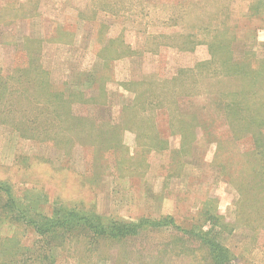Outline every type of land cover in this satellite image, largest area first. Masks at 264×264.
I'll list each match as a JSON object with an SVG mask.
<instances>
[{
  "label": "rangeland",
  "instance_id": "1",
  "mask_svg": "<svg viewBox=\"0 0 264 264\" xmlns=\"http://www.w3.org/2000/svg\"><path fill=\"white\" fill-rule=\"evenodd\" d=\"M44 72L88 91L81 100L107 94L101 107L70 104L74 117H92L79 122L81 142L68 121L34 131L44 100L34 105L35 78ZM0 80L2 261L195 264L200 245L185 230H206L199 215L214 214L210 236L234 256L230 264H264V207L236 217L247 186L264 203V0H0ZM64 208L124 223L174 218L180 227L143 222L131 236L94 240L89 230L36 231L34 215ZM246 216L263 227L246 226Z\"/></svg>",
  "mask_w": 264,
  "mask_h": 264
},
{
  "label": "trees",
  "instance_id": "2",
  "mask_svg": "<svg viewBox=\"0 0 264 264\" xmlns=\"http://www.w3.org/2000/svg\"><path fill=\"white\" fill-rule=\"evenodd\" d=\"M41 73L37 74L36 75L37 78H35V80L38 81V84H37V87L34 88V105H38L39 103L40 106L38 107L40 108L38 110L35 109L36 114H34V131L37 129V126H40V124L48 128L50 126L55 127L58 121L62 125L68 121L70 125L68 126L69 130L72 131L73 129L75 130L78 129V136L76 137L77 139L76 141L81 142L80 136L82 133V129L79 127V122L82 124V128H84L86 127L84 126V122H89L88 120L92 119V117L91 116L89 117L88 115H85V116L79 115V116L74 117L69 107L70 104L73 102L88 104L85 101L94 100L97 103L94 102L92 105L101 107L99 105H102V104L105 105V103H107L106 101L108 99L107 94L103 93L104 92L103 90H100V92L98 91L97 95H100L102 97L101 102H99V100L95 98L96 96L95 97L93 96V98L90 97V100H85V99L81 100V98L84 95L86 96L88 94V91L84 92L81 90H74V91L66 90L65 88H63V86L57 85L54 82H50L47 79V74L45 72H44L45 73L44 75H42ZM175 78L176 77H174V79ZM5 85H7V80L5 81L0 80V86L7 87ZM49 86L51 87L52 90L49 89ZM42 93L44 94V100L42 103H40L38 102V97L41 96ZM89 93L91 92L89 91ZM27 96L31 100H33L31 95L28 94ZM27 96L24 93L19 95L20 100L22 98L24 100V97L27 98ZM36 101L38 103H36ZM56 101H59L62 104L53 105L54 103H56ZM151 101L153 100L148 99V102H151ZM242 101L243 99L239 98V101H236L237 103H235L233 107L236 110L237 108L240 109L241 108L240 106H243ZM246 103H248V100ZM134 105L135 104H132L130 106L126 105L124 106V108L126 109V111H128L129 109H132ZM61 108H63V114L59 111V109ZM45 109H48L49 111L46 112ZM8 111L10 112L11 110L8 109ZM38 114L43 115V116L52 114V117L56 119V121L51 120V119L50 120L45 119L43 122L42 121L38 122L39 121V120L37 121L39 117ZM98 117H100V115ZM143 119H147V117L144 116ZM44 130H46V128ZM59 139L60 140L58 141H61L63 138H59ZM90 143L93 144L92 141H90ZM259 152H260V149L256 148L249 154V156L257 159ZM262 162L264 163V160ZM263 175H264V172H263ZM3 185H4L3 183L0 184V190L3 191L4 194H6L9 198V188L6 184H5L6 186H3ZM239 190L241 192L240 187H239ZM254 190H255V187L254 186L252 187L251 185H249L247 186V188H245V191L241 192V196L243 194H246V192H248L247 194L249 195V198L251 197V200L248 201L249 198H246V196L245 198H242L241 196H239L236 199V203L240 207V210H238V213L236 215L237 218H240V215L242 214V210L245 207L247 208L251 207L252 208L251 214L256 215V216L260 213V211H262V208L264 207V203H262V207L260 206V204H257L258 201L254 198V194L252 193ZM250 191H251V195L249 194ZM259 200L260 202H262L261 199ZM11 202L12 204H15L13 200H11ZM243 204H245L246 206L245 205L243 206ZM21 207L22 206L20 205H16L17 211L22 210ZM23 214H25V212ZM34 214H38V213H34ZM37 217L38 216L34 215V226H35L36 231L40 235L54 237L55 235L57 236L58 233L59 234L70 233L69 229H75L76 231L89 230L90 231L89 234L86 233V235H89L90 238H92L93 240L99 237H105L108 239H111V238L116 239V238L131 236L134 233H136L135 231H137V229L141 226L143 222H148L149 223L148 225H151L153 227H160L162 225L168 226L169 224L170 225L172 224V228L180 227L179 224H177L174 221V218H167V219L160 218L157 220L154 219V220L139 221L138 223L137 222L136 223L134 222L124 223V222H120L116 220L107 219L105 217L100 216L99 214L96 215L92 213L91 215H79V214L77 215L72 209H67V208L59 209L58 211L55 210L54 214H52L51 216H45V215L41 217L39 216L40 220L37 219ZM199 219L207 221L208 227L206 230L202 231L201 227L197 225H193L189 227L188 230H185L186 231L185 236L187 237V239L195 240L200 245V246H197L196 249L193 250L195 251L193 252V254L196 256V259L194 260L193 263L200 264L201 262H203V264H207V263L208 264H230L234 256L230 254V251L225 246H223L217 240H215L214 238L210 236L215 231L214 225L216 223V215L214 214H210L208 216L199 215L198 220ZM239 220L241 221L242 219L240 218ZM244 221H245L246 226H251L252 228H256L255 226L256 224L258 225L259 228L263 227V225H261L260 223L258 224V222H256L255 217L252 218L250 216H246ZM87 245L89 246L90 249L93 248L92 242L88 243ZM2 249L4 252L6 250L8 251V245L4 244V246H2ZM3 254H1L0 252V264H8V262L1 260V256L3 257ZM205 261L207 263H205Z\"/></svg>",
  "mask_w": 264,
  "mask_h": 264
}]
</instances>
